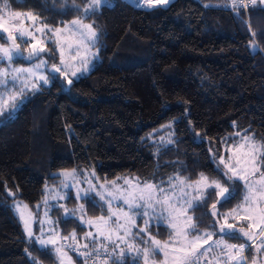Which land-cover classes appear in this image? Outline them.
Instances as JSON below:
<instances>
[{"label": "trees", "instance_id": "trees-1", "mask_svg": "<svg viewBox=\"0 0 264 264\" xmlns=\"http://www.w3.org/2000/svg\"><path fill=\"white\" fill-rule=\"evenodd\" d=\"M109 1L85 18L73 5L83 9L86 0H7L8 9L0 0V12H31L54 28L78 18L91 23L99 55L71 84L53 75L48 86L27 92L10 117L7 110L0 114V264H59L51 248L27 240L12 202L20 199L34 210L46 184L61 182L60 171L75 169L96 185L139 178L167 188L169 178L195 182L200 173L223 182L213 155L227 158L236 133L264 142V7L256 3L244 20L233 0H174L150 10ZM242 191L238 186L234 199L217 204L216 217L210 211L218 196L190 209L193 222L201 231L214 230V221L240 202ZM95 200L99 207L81 200L84 216L106 215L103 202ZM74 201L71 196L69 203ZM65 220L59 219L63 234L74 231L83 242L86 228L76 218ZM149 232L165 241L171 229ZM255 253L249 249V262Z\"/></svg>", "mask_w": 264, "mask_h": 264}, {"label": "snow or ice", "instance_id": "snow-or-ice-1", "mask_svg": "<svg viewBox=\"0 0 264 264\" xmlns=\"http://www.w3.org/2000/svg\"><path fill=\"white\" fill-rule=\"evenodd\" d=\"M149 4L163 5L167 4L168 0H146ZM236 0H233L235 4ZM87 7L80 9L79 6L73 5L76 11L82 12L85 18L94 15L101 4H105L106 0H86ZM250 3L255 6L257 0H250ZM264 4V0H260ZM248 5L243 3L239 7L246 8ZM3 8L8 9L9 5L7 0H3ZM24 16L33 22L34 31H29L23 27L22 22L14 23L17 18ZM38 25V26H37ZM65 31H74L80 36L79 46H86L85 41L92 44L97 39L96 30L92 24L83 23L82 19H74L64 25V28L51 27L48 23L40 20L38 15H33L31 12L22 14L20 12L7 11L5 15H0V40L5 43L0 44V63L6 66H0V114L8 111L9 117L12 112H15L19 105L23 103L27 92L40 91L43 85H47L49 76L45 74L42 69L48 67L50 72L60 73L62 67L65 69L64 75L67 76V65L64 62L62 49L57 47L60 52V66L55 63L49 65L48 59H45L42 54L46 53V48L43 46V41L36 39L35 33H40L41 36L47 38V41L54 46H58L60 41L58 36ZM254 35V34H253ZM21 43L29 45L27 55L21 51ZM79 46L77 51H79ZM49 59L54 58L51 52H47ZM16 60L38 61L34 62L31 67H12ZM85 65L87 61H82ZM79 71V69H77ZM73 76L76 72L71 73ZM55 78V77H54ZM69 84L72 81H67ZM171 125H169L170 127ZM240 140L235 142L236 150H232L230 145L228 148L229 156L225 159L222 155H213L211 158L215 162V172L223 178L209 179L204 173L199 174V179L194 183H188L184 178H177L176 184H171V191H166L159 185H154L149 182L141 183L139 178H124L123 185L117 184L115 181L111 182V190L106 188L105 185H96L92 180L85 178L89 187L87 189L76 188L75 198L86 199L90 201L94 207H99L95 197H99V201L103 202L107 216H100L96 221L92 219L84 220L83 216L79 217L80 221L87 225H94L96 229V236L92 232L87 233V238L92 243V250L89 252L80 251L76 245H59V234L50 235L47 239L43 236H35L30 221L31 214L26 218L24 212H20V218L23 227L27 234L29 241H33L40 246L41 250L51 248L56 253L59 264H72V257L63 250L64 247L71 249L73 253L78 254L80 257L93 258L94 264L98 261L99 264H108L111 260L112 264H123V258L126 255L125 248H121V244L126 246L128 252H135L139 257V261L143 264H155L154 257L156 254H163L162 264H200L205 260L209 253H213V248L218 249V255L214 254L212 259L218 260L220 257L224 258L225 264H248V259L243 255L245 248L251 249L253 243H258L259 247L256 251L261 255L264 252V142H257L254 136L241 135L236 133ZM170 143L172 141H169ZM64 180H73L75 183L71 187H76L79 181L76 179V170H63L60 173ZM95 176V173H92ZM98 179V178H97ZM135 180V183L133 181ZM64 188H69L70 185L62 181ZM227 184L228 186H225ZM177 185H180L178 191L179 196L176 195ZM126 186V187H125ZM238 186L243 187L244 195L242 202L237 208L232 209L229 213H220L224 219L223 223L218 220L214 221L213 227L215 231H201L198 224L193 222V217L186 215L189 209L195 211L197 208L205 207L208 199L212 196H219L220 199L216 200L211 205L210 215L217 216L216 205L221 201L227 203L238 195ZM101 189L100 191L97 188ZM185 187L193 188L196 192L195 196H191L184 191ZM212 189L211 193L207 189ZM231 189V190H230ZM47 190V186H46ZM57 197H53L56 199ZM64 196H59V199H64ZM124 207L113 208V202ZM172 201V202H170ZM47 198L44 204H47ZM180 205L177 207V205ZM186 205V207H185ZM17 209L21 205L17 203ZM27 208V205H23ZM39 209V205L36 206ZM56 207H63L56 205ZM125 208L127 209L125 211ZM183 209V210H182ZM79 211L84 212V206H79ZM67 223L68 220L75 219L77 212L64 209ZM47 216V212L44 213ZM232 216L234 219L239 217L241 220L248 221L247 230L244 226L239 228L236 225L229 224L227 217ZM139 217L142 221L143 227H138L136 218ZM199 219V218H197ZM41 225L43 221L40 222ZM115 225L113 227L112 225ZM168 226L171 228V233L168 241H161L149 232L150 227ZM218 225V227H217ZM136 229L133 233L132 229ZM258 229V232H253L252 229ZM41 231L42 228H41ZM55 232V229L52 230ZM121 231L123 235H121ZM113 233H115L116 240H113ZM216 233L220 234V238L215 240L213 244L208 242L213 239ZM71 239L76 240V233L73 231ZM145 235L147 240H145ZM230 239H245V243L230 244L227 243L224 237ZM103 237L106 243H101L96 247L97 240ZM132 237L133 240L139 238L141 242L150 244L149 247H135L132 242L128 240ZM191 237V238H189ZM63 240H68L69 236L62 237ZM116 241H119L117 243ZM202 242V243H201ZM252 242V243H249ZM208 245V247H204ZM88 244H84L85 249ZM111 246V251H109ZM203 249V250H201ZM27 251V250H26ZM93 253L95 254L93 256ZM31 256V253H29ZM35 257L33 260L35 261ZM206 264H211L206 261ZM252 264H256L253 260Z\"/></svg>", "mask_w": 264, "mask_h": 264}, {"label": "rangeland", "instance_id": "rangeland-1", "mask_svg": "<svg viewBox=\"0 0 264 264\" xmlns=\"http://www.w3.org/2000/svg\"><path fill=\"white\" fill-rule=\"evenodd\" d=\"M125 1H127L130 4L132 3L131 5L132 6L134 5L135 8H138V9L150 10V9L154 8L153 4L147 3L146 0H125ZM169 1L170 0H168V2ZM258 1H260V0H258ZM110 3L111 2L109 0H106L105 4H110ZM101 5H103V4H101ZM261 5L264 7V4H261ZM6 13H7L6 11L0 12V15H5V17H6ZM13 22L14 23L22 22L24 28H27L29 31H34L33 22L31 20H29V19H26L23 15L21 17L17 18L16 20H14ZM83 23L91 24V23L86 22V21H83ZM60 28H64V26H62ZM35 36H36V39H39V40L44 42L43 46L46 48V53L42 54V56L45 59H48L49 65L55 63L57 66H60V63H59L60 62V52L57 51V47H59L60 49H62L64 62L68 66L67 67V73H68L67 76H65L63 74L64 71H65V69L63 67H62V70H61L60 73L50 72V69L48 67H45L44 69H42V71L49 76V81H50V78H52L53 75H58L59 77H61L63 79H66L67 81L69 79L70 80L77 79L78 77H80V76H82L84 74H87L93 68L94 62L96 60H99L98 48L96 47L97 39H96L94 44L85 41L84 43H85L86 46H79V41L81 39L79 34L75 33L74 31H65V32H62L58 36V40L60 41V44L58 46H54L52 43L47 41L46 37L41 36L40 33H38V32L35 33ZM3 43H5V42H3ZM3 43L0 41V44H3ZM17 43L20 44L21 51H23L25 53V55H27V50L29 49V45L25 44V43H21L19 39H17ZM78 46H79V51H77V47ZM53 47H55V51H56V54H57V60H53V58L49 59V57L47 55V52H51L52 56L55 55V53L52 51ZM85 60L87 61L86 65L84 63H82V61H85ZM34 62H38V61L21 60V61H18V62H13L12 67L28 68V67H31ZM0 66H6V65H4L3 63H0ZM77 69H79V71H77ZM74 71L76 72L75 76H73L71 74ZM48 85H49V83L47 85H43V86H48ZM239 140H240V137H238V139L235 142H237ZM232 150L233 151L236 150L235 143L232 145ZM229 154L230 153L228 151L227 158H228ZM227 158H225V159H227ZM61 172L62 171H60L57 174V176H59V180L61 181L59 184H46L47 190H46V186L44 187V196L41 199V201L38 204H36V206L37 205L40 206L39 209L36 206H35L34 210L29 209L28 207L24 208L23 205H26V204L20 199L13 200L12 208H13L16 216L20 220L22 226H23V223H22V220L20 218V212L23 211L26 218H28L29 214H31L30 221L32 223V229H33V233H34L35 236H41L42 235L43 238L47 239L48 236L55 235V234L58 233L59 234V236H58V244L59 245L62 244V241H63L62 237H64V236H69V239L72 240L70 234H63V231H62L60 223H59V219L66 218L65 217V212H64L65 208L68 209L69 212L75 210L77 212L76 219L80 222V224L82 226H84L86 228L85 231L83 232L82 239H83L84 242L85 241L90 242V240L87 238V233L88 232H92L93 236L95 237L96 236V229H95L94 225H87V224L82 223L80 221L79 217L83 216L84 220L92 219L93 221H96V218H98V217H100L102 215H97V216H87L86 215V216H84L85 213L83 212V214H82V212L79 211V206L83 205L82 202H81L82 199H76L75 198V192H76V188L87 189L89 187V185H88V183L86 182V179H85L87 177L84 178L83 176L81 177V176H77L76 175V179L79 181V183L76 184V187H71V185L73 183H75V182L73 180L65 181L64 177L60 175ZM123 179L124 178H120V179L116 180L115 182L117 184H119V185H123ZM62 181H64V183L69 184L70 187L67 188V189L64 188L63 184H62ZM111 182L99 183L98 186L103 184V185H105L106 188H109L111 190ZM186 182L194 183V182H189V181H186ZM92 183H94V182L92 181ZM133 183H135V180L133 181ZM176 183H177V179L171 181V184H176ZM179 187H180V185H177V191H176V195L177 196L180 195V193L178 191ZM163 188L166 191H171L172 190L171 187H170V184L167 186V188L166 187H163ZM97 190L100 191L101 189H99V187H98ZM208 190H211V189L209 188V189H207V191ZM184 191L186 193H189L191 196H195L196 195V192H195V190L193 188L185 187ZM242 193H243L242 194V197H243L244 189H243ZM59 196H64L65 198L64 199H59ZM71 196L76 201H74L72 203H69V200H70ZM53 197H57V198L53 199ZM242 197H241L240 202L234 208H237V206L239 204H241ZM45 198H47V201H48L47 204H44ZM218 199H220L219 196H218ZM170 202H172V201H170ZM17 203H19L21 205L20 209H17V207H16ZM56 205H62L63 207H56ZM179 206L180 205L178 204L177 207H179ZM117 207H124V206L120 205V204H118V202L114 201L113 202V208L116 209ZM185 207H186V205H185ZM56 210H58V212H59L58 214L59 215H57V211ZM126 210L127 209L125 208V211ZM189 210L187 211L186 215L192 216V214L189 213ZM45 212H47V216L44 215ZM107 215H108V213H106V215H103V216H107ZM139 219H140L139 217L136 218V224H137L138 227H143L142 223L139 225ZM41 221H43L42 225L40 223ZM223 222H224V219H222V221H220V223H223ZM227 222L229 224H233L234 223L237 228H239L241 226H244L245 229L247 230L248 221L241 220V219H239V217H236L234 219L232 216H228L227 217ZM112 226L115 227L114 223H113ZM217 227H218V225H217ZM41 228H42L43 231H41ZM53 229H55V232L52 231ZM134 229H132V231H134ZM23 230H24L25 236L27 238V234L25 232L24 227H23ZM214 231H215V229L212 230L211 232H214ZM252 231L253 232H258V229L253 228ZM120 234L123 235V232L121 231ZM216 234H219V233H216ZM189 238H191V237H189ZM219 238H220V235L219 236H215L214 235L213 239L211 241H209L208 243L209 244H213L214 241L219 239ZM224 239H225V237H224ZM27 240H28V238H27ZM77 240L78 239H76V241ZM113 240H116L115 233H113ZM128 240L130 242H132L135 247H140V246L135 244V241L133 240L132 237H128ZM168 240H165V241H168ZM97 241L98 242H105L103 237H100ZM225 241L227 243L233 244V243L227 241L226 239H225ZM29 242L34 243L37 247L40 248V246L37 243H35L33 241H29ZM77 242H82V241H77ZM116 242L119 243V241H116ZM242 243H245V239H244V242H242ZM249 243H252V242H249ZM239 244H241V243H238L237 245H239ZM120 246H121V248H125L126 255L131 256L136 261L139 260V257L137 256V254L135 252H128L127 249H126V246L124 244H121ZM204 247L206 248V247H208V245H204ZM257 247H259V244L258 243H253L252 248H254V250L256 252L255 254H257V256L255 255V260H256V258H257V260L260 258L259 259V264H264V255H261L260 253H258L256 251ZM201 250H203V249H201ZM261 251L264 252V249H262ZM218 252H219L218 249L213 248V253H209L208 257L205 260H202L200 262V264H204V263H206V261H210L211 264H224L225 261H224L223 257H220L218 260H213L212 259L214 254L218 255ZM159 254H160L161 260L158 261V262H155V264H162L163 254L162 253H159ZM248 254H249V248L246 247L243 255L245 257H247V259L249 258ZM69 256H71V255H69ZM71 257H72V264H78L77 261L73 258V256H71ZM140 262H141V264L143 263L142 261H140ZM248 263L252 264V262H249V260H248Z\"/></svg>", "mask_w": 264, "mask_h": 264}, {"label": "built area", "instance_id": "built-area-1", "mask_svg": "<svg viewBox=\"0 0 264 264\" xmlns=\"http://www.w3.org/2000/svg\"><path fill=\"white\" fill-rule=\"evenodd\" d=\"M240 3H241V0H236L235 4H236V9H237V10L235 11V14H236V15H239L238 13H239V11H241V12L243 13V15H244V20H247V13H248V11L253 7V5L250 3V0H243V3L247 4L248 6H247L246 8H241V7H239V4H240ZM246 23H248V22L246 21ZM101 243H106V242H98V241H97V242H96V247H99V245H100ZM84 244H88V243H87V242H84V241H83V242H76V241H71L70 239H68V240H63L61 245H65V246H66V245H76L77 247H79L80 251H82V252H89V251L92 250V247H93L92 243L88 244L89 246H88L87 249H85V248L83 247ZM63 250H64L65 252H67L68 255H71V256L75 257L77 260L82 261L83 264H94L93 258H91V257H87V256H85V257H80L78 254L73 253V252L71 251V249L68 248V247H64ZM109 251H111V246H109ZM94 255H95V254L93 253V256H94ZM123 259H124V258H123ZM111 263H112V261L109 260V261H108V264H111ZM96 264H99V262L97 261ZM204 264H205V263H204ZM248 264H249V263H248Z\"/></svg>", "mask_w": 264, "mask_h": 264}, {"label": "crops", "instance_id": "crops-1", "mask_svg": "<svg viewBox=\"0 0 264 264\" xmlns=\"http://www.w3.org/2000/svg\"><path fill=\"white\" fill-rule=\"evenodd\" d=\"M173 1H174V0H170V1L166 4V6L169 5V4H170L171 2H173ZM257 4H260V5H261L260 1L257 0ZM261 6H262V5H261ZM262 7H263V6H262ZM224 264H225V263H224Z\"/></svg>", "mask_w": 264, "mask_h": 264}]
</instances>
